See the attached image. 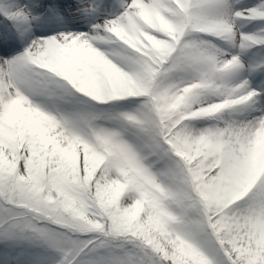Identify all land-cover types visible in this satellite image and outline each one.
<instances>
[{"label": "snow or ice", "instance_id": "snow-or-ice-1", "mask_svg": "<svg viewBox=\"0 0 264 264\" xmlns=\"http://www.w3.org/2000/svg\"><path fill=\"white\" fill-rule=\"evenodd\" d=\"M0 17V264H264V0Z\"/></svg>", "mask_w": 264, "mask_h": 264}, {"label": "rangeland", "instance_id": "rangeland-1", "mask_svg": "<svg viewBox=\"0 0 264 264\" xmlns=\"http://www.w3.org/2000/svg\"><path fill=\"white\" fill-rule=\"evenodd\" d=\"M2 17H0V19H1ZM3 19V18H2ZM18 51H23V47L21 46L19 49H18ZM13 54H16V53H13Z\"/></svg>", "mask_w": 264, "mask_h": 264}, {"label": "bare ground", "instance_id": "bare-ground-1", "mask_svg": "<svg viewBox=\"0 0 264 264\" xmlns=\"http://www.w3.org/2000/svg\"><path fill=\"white\" fill-rule=\"evenodd\" d=\"M245 30H247V29H245ZM13 55H15V54H13Z\"/></svg>", "mask_w": 264, "mask_h": 264}]
</instances>
